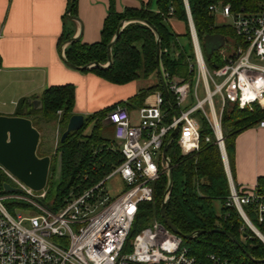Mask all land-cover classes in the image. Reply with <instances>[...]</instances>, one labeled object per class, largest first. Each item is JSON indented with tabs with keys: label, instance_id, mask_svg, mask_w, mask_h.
I'll use <instances>...</instances> for the list:
<instances>
[{
	"label": "built area",
	"instance_id": "2783aa9c",
	"mask_svg": "<svg viewBox=\"0 0 264 264\" xmlns=\"http://www.w3.org/2000/svg\"><path fill=\"white\" fill-rule=\"evenodd\" d=\"M184 5L191 44V55L186 56L187 76L169 78L165 74L178 118L172 116L170 122L166 121L162 92L147 96L136 110H110L104 121L113 127L121 163L82 194L70 193L56 212L41 204L47 187L34 192L0 167L7 180L0 188V264H206L192 257L182 246V237L163 222L152 220L133 237L131 227L138 205L152 201V184L166 174L163 148L177 125L182 154L198 149L197 115L208 123L221 150V117L229 105L249 110L258 105L264 110V6L253 15H233L228 5L209 7L214 14L218 9L222 18L232 19L230 27L242 41L236 45L226 39L223 47L229 55L220 67L210 70L185 0ZM257 127L264 128V120ZM225 166L229 196L224 206L235 209L244 226L262 237L244 207L252 205L253 217L261 223L263 196L255 189L239 192L232 183L227 162ZM113 176H119L124 184V190L114 198L105 189L106 180ZM5 184L13 191L5 192ZM16 201L31 206H18ZM31 209L33 215L22 214L24 210L33 212ZM207 263L221 264L214 256H209Z\"/></svg>",
	"mask_w": 264,
	"mask_h": 264
},
{
	"label": "trees",
	"instance_id": "16d2710c",
	"mask_svg": "<svg viewBox=\"0 0 264 264\" xmlns=\"http://www.w3.org/2000/svg\"><path fill=\"white\" fill-rule=\"evenodd\" d=\"M186 1L205 63L210 70L220 67L229 55V51L226 47L220 48L213 51L206 59L207 51L202 43L205 36L222 35L236 45L242 44V41L231 27L215 25V14L209 10V7L228 5L233 15H253L264 6V0ZM115 2L116 0L108 1V11L102 25L100 41L90 45L82 44L80 40L67 44L64 49L65 60L78 68L92 63L104 66L107 63V45L113 39L119 23L125 19L139 18L149 22L158 33L160 61L164 73L169 78H186V56L188 54L178 46L177 35L168 24L169 19L185 24L186 36L191 49L184 0H156L157 12L151 11L147 4L140 10L125 9L118 13L115 10ZM70 3L71 0H67V9ZM170 9L171 13H169ZM75 14L76 0H74L69 16L75 17ZM69 39H71L70 35H63L59 46L61 47ZM111 58L112 64L106 69L91 68L81 72L93 73L114 85L147 80L152 76L158 79L156 36L150 28L141 23H130L122 29L111 48ZM155 92H162L159 80L154 85L139 89L127 101L85 117L83 126L78 131L69 133L62 142H60L61 135L66 129L69 118L73 115L74 87L72 85L52 86L45 89L38 97L41 104L40 109H34L33 105L28 103L29 99H22L18 102L13 116L28 118L32 124L33 119L40 116L45 120L57 119L58 125L63 130L53 155L43 153L40 149L37 152L39 157L49 156L51 158L47 181L48 192L44 201L48 210L56 212L61 208L64 198L70 193L74 196L82 194L104 180L121 163L122 158L115 141L101 136L104 118L110 110L117 106L124 107L128 111L140 108L145 98ZM170 98L174 102L172 94ZM163 110L167 115L166 121L170 122L173 115L165 98ZM57 112L61 114L58 115ZM197 117L200 126L197 151L186 156L181 155L177 144L179 135L167 149V157L172 165V188L168 194L165 215L181 236L205 231L204 234L193 239L182 238V246L187 248L189 254L199 263L209 264L207 263L208 257L214 256L221 264H264V262H254L264 260V243L244 226L235 209L224 206L225 199L229 196V186L220 150L208 123L204 118L198 115ZM262 120H264V110L258 105H253L250 110L229 105L224 110L221 117V131L232 180H234V139L240 132L257 126ZM88 130L89 132L86 133ZM205 138H209V141H205ZM58 162L59 173L55 195L51 199L50 188L55 182ZM5 181L7 180L0 171V188ZM167 184L165 173L161 174L152 184V201L138 205L131 227V237L152 220L162 222L160 209ZM255 191L264 198V178H258ZM214 201L221 203L222 208L219 215L213 211ZM244 210L264 238V218L261 223L255 221L252 205L245 206ZM212 230L230 233L238 244H234L224 234L210 233ZM246 253L250 258L246 256Z\"/></svg>",
	"mask_w": 264,
	"mask_h": 264
},
{
	"label": "crops",
	"instance_id": "0c3cea01",
	"mask_svg": "<svg viewBox=\"0 0 264 264\" xmlns=\"http://www.w3.org/2000/svg\"><path fill=\"white\" fill-rule=\"evenodd\" d=\"M108 1L76 0V20H68L67 0H0V115L13 116L20 100H35L52 86L72 85L73 115L84 118L125 102L138 92L137 81L110 84L93 73L71 69L62 61L59 41L63 35L78 36L86 45L100 41ZM155 3L116 0L115 10H140L148 4L157 12ZM176 22L180 21L168 20L173 32ZM155 79L152 85L159 80ZM233 164L234 187L239 192L255 189L258 178H264V128L254 126L235 137Z\"/></svg>",
	"mask_w": 264,
	"mask_h": 264
},
{
	"label": "water",
	"instance_id": "95a60500",
	"mask_svg": "<svg viewBox=\"0 0 264 264\" xmlns=\"http://www.w3.org/2000/svg\"><path fill=\"white\" fill-rule=\"evenodd\" d=\"M185 2H187L185 0ZM74 0H71L70 6L67 9V19L68 20H76L74 17H70L69 14L72 10ZM130 23H141L152 30L154 35L156 36V64H157V76L159 78L161 90L163 96L169 106V109L172 112L174 119H177V113L174 109V105L170 98V93L167 88V81L166 76L163 71L161 61H160V41L159 36L156 29L147 21L141 20L139 18H132V19H125L121 21L117 27L115 35L110 43L107 45V63L104 66L99 65L98 63H92L84 67H75L74 65L70 64L65 60L63 48L65 45L76 42L79 40L78 36H75L68 41H66L61 46V57L63 63L74 70H88L91 68H99V69H106L112 64L111 58V48L114 45L116 39L118 38L122 29ZM227 41L222 35H207L203 38V48L207 51L206 52V59L209 58V55L221 47ZM28 103L33 105L34 109H40L41 104L38 98L35 100H28ZM85 118L82 115H72L66 125L65 131L62 133L60 142L64 141V139L68 136L69 133L78 131L84 124ZM179 126L177 125L173 131L170 133L164 148H163V158L167 165L166 176L168 180L166 194L162 201V207L160 209V218L163 224L173 233L176 235L181 236L180 232L176 229L175 226L171 224V222L167 219L165 215V206L168 199V194L172 188V165L167 157V149L171 142L175 139L178 135ZM40 134L34 128L32 121L28 118L17 117V116H4L0 115V167L7 171L11 176L19 180L24 186L29 188L34 192H40L44 190L47 186L48 176H49V169L51 164V158L49 156L39 157L37 152L40 147ZM223 165L224 162H227L226 154L224 147L220 150ZM225 171L227 168L225 166ZM59 173V162L57 164V175L55 178V187L56 181L58 179ZM3 190L13 191V189L5 184L3 186ZM205 231H198L189 236H181L183 239H193L197 236L204 234ZM210 233H221L227 236L234 244H238V241L232 236L230 233L220 231V230H212ZM259 240L264 243V238L256 236ZM246 256L250 258V256L246 253ZM256 263L264 262L263 261H254Z\"/></svg>",
	"mask_w": 264,
	"mask_h": 264
},
{
	"label": "rangeland",
	"instance_id": "374dc122",
	"mask_svg": "<svg viewBox=\"0 0 264 264\" xmlns=\"http://www.w3.org/2000/svg\"><path fill=\"white\" fill-rule=\"evenodd\" d=\"M231 24H232V19L231 18H226V19L222 18L220 16L219 10L217 9L215 12V25L216 26H229L230 27ZM172 28H173L175 34L177 35L176 41H177L178 46L181 47L188 55H190L191 49H190V45H189V40L186 36L185 25L181 22H176V23H173ZM155 80H156L155 76H152L147 80H139L135 83V87H136V89L146 88L148 86H151L155 82ZM202 97H203V93L201 92L200 98H202ZM57 114L60 115L61 113L57 112ZM33 126L39 132V134L42 133L40 135V139H41L40 148H39L40 151L43 153H46L50 156L53 155L55 152V149H56V144H57L58 138H59L61 132L63 131L62 128L58 125L57 119L45 120L41 116L36 117L33 119ZM88 132H89V130L86 131V133H88ZM101 136L107 140L113 141L114 139H113V127H112V125H110L109 123L104 121V126L101 129ZM177 144H178V142H177ZM180 151H181V149H180ZM50 189H49L50 190V198L53 199V197L55 195V182H53ZM105 189H106L107 193L111 197L114 198V197L118 196L124 190V184L121 181V179L119 178V176H113L109 180H106ZM46 191L48 192V189H46ZM46 196H45V198H46ZM45 198L41 199V204L43 206H45L44 205L45 204V202H44ZM16 205L22 206L25 208L27 206H31L28 202H25V201H16ZM212 207H213L214 213L216 215H219L221 212V208H222L221 203L218 201H214L212 204ZM10 211L12 212V211H14V209H12ZM32 211L33 212H30L29 210H24V211H22V214L24 216H30V215L34 214V210H32Z\"/></svg>",
	"mask_w": 264,
	"mask_h": 264
}]
</instances>
